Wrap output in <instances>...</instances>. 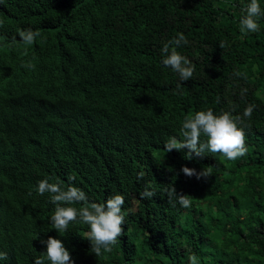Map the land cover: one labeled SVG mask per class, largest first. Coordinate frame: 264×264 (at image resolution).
<instances>
[{"label": "trees", "instance_id": "trees-1", "mask_svg": "<svg viewBox=\"0 0 264 264\" xmlns=\"http://www.w3.org/2000/svg\"><path fill=\"white\" fill-rule=\"evenodd\" d=\"M247 2L0 3V251L8 254L0 264H33L49 237L75 264H189L191 255L199 264H264V20L258 33H240ZM21 29L40 36L24 45ZM179 33L188 44L176 50L195 66L186 82L161 63L160 49ZM249 104L245 157L189 160L188 149L164 148L186 115H242ZM185 166L209 177H189ZM69 176L89 206L125 197L110 252H91L86 225L62 236L51 228L54 206L35 187L45 178L67 186ZM172 185L189 208L169 202ZM145 189L155 195L141 198Z\"/></svg>", "mask_w": 264, "mask_h": 264}, {"label": "clouds", "instance_id": "clouds-1", "mask_svg": "<svg viewBox=\"0 0 264 264\" xmlns=\"http://www.w3.org/2000/svg\"><path fill=\"white\" fill-rule=\"evenodd\" d=\"M2 2L3 0H0V3ZM242 11L244 15L239 21L240 33L242 35L258 33L260 21L264 20V0H248L246 8ZM18 36L24 45H32L40 33L32 29H21ZM187 44L188 40L184 33H179L160 49L162 65L177 74L181 82L189 81L195 71L193 62L176 50ZM220 47H225V42L222 41ZM21 66L25 69L33 67L31 61ZM179 87L178 83L177 88ZM245 93L246 89H242L241 96ZM254 109L255 105L249 104L242 115H234V110L217 112L212 108L186 115L178 136L168 138L164 142V148L167 152L173 149H188L186 158L189 160L194 157L203 158L210 153H219L230 161L245 157L248 148L244 120L251 118ZM182 172L189 177L195 175L197 179L209 177V173L204 169L197 173L195 169L185 166ZM74 179L69 176V183L64 186L60 182H50V178H45L35 187V192L40 196L48 193V202L54 206V214L50 216L51 228L62 236L63 233L68 232L70 225H86L88 229L86 238L91 242V252L96 256L110 252L123 234L125 197L122 194H115L103 203L92 202L89 206V196L72 183ZM140 195L141 198L151 199L155 193L145 189ZM168 196L173 207L177 204L184 209L191 206L192 201L189 196L178 193L173 185L168 190ZM75 204L82 206L78 208L73 206ZM42 243L46 244V251L37 256L33 264H75L70 250L61 239L49 237ZM7 259L8 254L0 251V262ZM188 261L189 264H199L196 255L189 256Z\"/></svg>", "mask_w": 264, "mask_h": 264}]
</instances>
